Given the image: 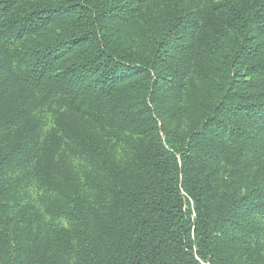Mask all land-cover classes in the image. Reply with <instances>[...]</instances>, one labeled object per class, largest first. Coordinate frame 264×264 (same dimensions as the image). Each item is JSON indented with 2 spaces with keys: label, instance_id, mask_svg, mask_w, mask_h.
<instances>
[{
  "label": "trees",
  "instance_id": "16d2710c",
  "mask_svg": "<svg viewBox=\"0 0 264 264\" xmlns=\"http://www.w3.org/2000/svg\"><path fill=\"white\" fill-rule=\"evenodd\" d=\"M203 2L0 0V264H264V0Z\"/></svg>",
  "mask_w": 264,
  "mask_h": 264
},
{
  "label": "rangeland",
  "instance_id": "374dc122",
  "mask_svg": "<svg viewBox=\"0 0 264 264\" xmlns=\"http://www.w3.org/2000/svg\"><path fill=\"white\" fill-rule=\"evenodd\" d=\"M186 1V0H183ZM215 2H218L220 0H214ZM211 0H204L202 6L200 5H194V7L196 9L198 8H203V7H208L210 5ZM164 7V4L162 5L161 2H154L152 3V5H150L148 7V11L151 14L160 15V10ZM58 24H61V22H54V23H50L48 26L41 28L40 30H42V35H48L50 34L52 31H54L55 29H57ZM236 100H231L230 103H236ZM228 103V101H227ZM237 115V113H232L230 116L235 117ZM183 120L187 121L188 120V116L183 117ZM51 121L49 120V124L48 126L51 125L50 123ZM48 128V127H47ZM231 170V158L229 157V155H224L218 159H214L209 161V165L207 167V171L212 173L215 172L218 175V183L223 184L224 181L228 180L229 178V172ZM22 192L25 195V199L24 202H29L32 203L36 208H39L41 203L45 200L47 201L50 196L44 191L43 188H41L40 186H38L37 184H35L33 181H31V185L22 188ZM41 209V208H40ZM43 210V208H42ZM42 212V211H39ZM40 215H38L37 217H39ZM48 215L46 216L45 220H48Z\"/></svg>",
  "mask_w": 264,
  "mask_h": 264
}]
</instances>
